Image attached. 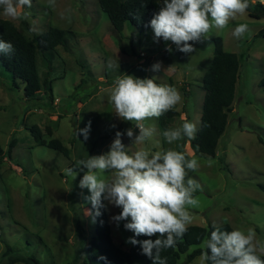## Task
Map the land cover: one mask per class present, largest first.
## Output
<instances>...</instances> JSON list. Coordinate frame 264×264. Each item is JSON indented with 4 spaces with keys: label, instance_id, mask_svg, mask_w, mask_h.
I'll return each instance as SVG.
<instances>
[{
    "label": "rangeland",
    "instance_id": "1",
    "mask_svg": "<svg viewBox=\"0 0 264 264\" xmlns=\"http://www.w3.org/2000/svg\"><path fill=\"white\" fill-rule=\"evenodd\" d=\"M155 3L159 10L161 4ZM67 8L73 10L71 22L60 16ZM25 10L31 12L30 21L36 22L39 34L29 31L30 21L13 20L3 15L2 9L0 19L13 22L29 40L52 27L59 28L65 32V42L55 50L38 53L40 78L46 83L35 99H26L24 84L0 62V145L4 150L0 157V264L8 260V245L41 264H81L75 263L77 222L88 239L97 224L87 215L91 207L85 197L90 193L79 185L73 192L77 178L63 170L90 155L106 153L117 131L125 133L122 142L126 147L132 145L126 130L133 128L134 135L139 134V129L120 119L108 102L114 78L121 73L157 77V83L176 87L183 99L174 109L179 116L169 118L170 128L187 120L199 131L206 94L203 81L218 37L225 51L238 56L240 72L216 156L196 153L191 147L193 139L186 137L167 144L161 135L160 118L146 122L156 127V135L147 146L152 150L171 147L188 158L199 159V169L189 172L202 188L194 194L199 207L191 209L189 226L252 228L257 238L264 240V87L260 85L264 79V35L259 36L264 30V16L252 18L248 12L238 15L226 28L213 29L209 39L194 43L195 51L185 54L171 41L154 40L152 29L143 34L127 24L119 33L99 0H57L55 9L48 7L47 0H32L31 9ZM239 23L249 28L241 39L232 35ZM158 61L162 69L153 72L151 66ZM89 121L91 129L85 141L75 131ZM36 126L41 133L34 134L32 128ZM53 139L69 150V158L47 146ZM105 203L112 238L129 251L133 245L126 241L134 233L124 228L126 221L117 226L111 220L121 209ZM197 248L202 244L192 247L179 264H185L188 254ZM200 257L188 264H200Z\"/></svg>",
    "mask_w": 264,
    "mask_h": 264
},
{
    "label": "clouds",
    "instance_id": "2",
    "mask_svg": "<svg viewBox=\"0 0 264 264\" xmlns=\"http://www.w3.org/2000/svg\"><path fill=\"white\" fill-rule=\"evenodd\" d=\"M161 7L149 22L154 32V40L171 41L176 49L188 54L195 51L194 43L210 38L213 29H224L237 16L246 14L249 0H157ZM57 0H47V5L55 9ZM32 0H0L3 15L13 20L30 21ZM72 9L60 13L61 19L71 22ZM30 32L39 34L35 21H30ZM249 31L246 23H239L232 35L241 39ZM169 52L172 49H167ZM14 51L10 42L0 40V54ZM109 67H112L111 62ZM162 69V62L151 66L153 72ZM157 77L138 78L121 73L116 76L110 90L109 104L122 120L131 122L139 134L134 135L133 128L126 130L132 145L126 147L122 142L125 133L117 131L109 145V150L100 155L88 156L77 163L78 168H65L63 171L74 180L83 173L79 188L87 189L90 195L85 200L92 209L87 215H102L101 209L108 204L121 209L111 220L134 233L126 241L139 244L142 254L152 260V264H167V258L161 251L176 246L191 224V209L199 207V199L194 194L202 190L201 184L191 177L200 167L198 158H188L182 151L160 146L152 150L147 145L156 135V127L146 122L160 118L176 108L182 102L179 90L169 84L156 82ZM115 127V125H113ZM91 121L83 129L75 131L86 141L89 138ZM197 125L190 121L179 127L168 128L161 135L167 144L181 141L185 137L195 139ZM158 143V142H157ZM138 146L130 151L132 146ZM211 166L212 160L208 159ZM210 235L202 241L204 251L200 264H264V240L258 239L252 228L244 231L240 228L231 231L213 226ZM146 236L149 239L137 240ZM156 237L151 239V237ZM101 259H105L101 257Z\"/></svg>",
    "mask_w": 264,
    "mask_h": 264
},
{
    "label": "trees",
    "instance_id": "3",
    "mask_svg": "<svg viewBox=\"0 0 264 264\" xmlns=\"http://www.w3.org/2000/svg\"><path fill=\"white\" fill-rule=\"evenodd\" d=\"M249 4L250 7L247 12L250 17L259 19L264 16V4L258 0H249ZM99 5L119 33L124 31L127 24L134 26L140 33L148 32L151 29L149 26L150 20L159 11L155 0H99ZM261 35H264V30L260 32L259 36ZM0 40L10 42L14 48L11 54H0L1 64L15 79L24 84L26 99H35L46 83V81L43 83L40 78L37 63L38 53L44 54L63 45L65 32L52 27L49 31L29 40L13 22L0 19ZM239 72L240 62L238 56L225 51L222 38H216L214 58L203 81V89L206 94L201 126L195 139L191 141V147L196 153L211 157L216 156L220 138L228 126V113L235 100ZM260 85L264 87V79ZM174 116H179V113L173 109L160 117V126L163 130L170 128L169 118ZM32 130L34 134L41 133L37 126ZM38 140L42 142V139ZM43 144L46 143L43 142ZM47 146L60 151L67 158L70 156L69 150L58 139L50 140ZM3 155L4 150L0 145V157ZM70 167L78 168L79 165L73 163ZM82 175L83 173H80L77 176L73 185V192H76ZM90 207L92 209L91 203ZM101 212L102 215L95 218L97 229L90 239L85 237V230L80 222H77L79 244L75 263L81 261V264H152V260L142 254L139 244L133 245L129 251H126L114 242L107 207L101 209ZM217 227L226 231L233 230L229 224ZM212 230H214L213 225L208 227L188 226L186 234L177 239L176 246L162 250L161 256L167 258V264H179L182 256L186 255L192 247L200 246ZM155 238V236L151 237V239ZM135 239L144 240L149 239V237L142 235L135 237ZM7 248L8 251L5 253V257L8 260L5 264L20 262L41 264L33 256L26 257L23 254L16 253L10 245ZM203 251L204 249L197 248L188 254L185 264L193 262L201 256ZM101 257L105 259H101ZM261 258L264 259V256H261Z\"/></svg>",
    "mask_w": 264,
    "mask_h": 264
},
{
    "label": "built area",
    "instance_id": "4",
    "mask_svg": "<svg viewBox=\"0 0 264 264\" xmlns=\"http://www.w3.org/2000/svg\"><path fill=\"white\" fill-rule=\"evenodd\" d=\"M260 3L264 4V0H258Z\"/></svg>",
    "mask_w": 264,
    "mask_h": 264
}]
</instances>
